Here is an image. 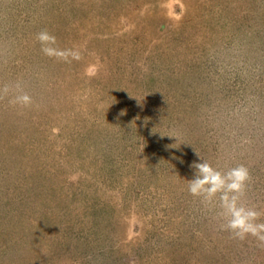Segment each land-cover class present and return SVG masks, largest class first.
<instances>
[{
  "label": "rangeland",
  "instance_id": "1",
  "mask_svg": "<svg viewBox=\"0 0 264 264\" xmlns=\"http://www.w3.org/2000/svg\"><path fill=\"white\" fill-rule=\"evenodd\" d=\"M5 86L0 264H264L188 191L243 164L264 213V0H0Z\"/></svg>",
  "mask_w": 264,
  "mask_h": 264
},
{
  "label": "clouds",
  "instance_id": "2",
  "mask_svg": "<svg viewBox=\"0 0 264 264\" xmlns=\"http://www.w3.org/2000/svg\"><path fill=\"white\" fill-rule=\"evenodd\" d=\"M37 39L42 45L43 53L49 57L62 60H67L69 56L77 60L80 58L78 50L58 48L56 37L47 30L38 33ZM16 87L19 88L20 85L17 84ZM9 91L8 86L0 89V98L7 95ZM12 103L28 106L31 105L32 98L27 93H22L16 95ZM123 114L125 113L121 112V115ZM197 155L200 156L198 152ZM201 160L202 162L194 161L191 165L195 169V175L188 180L190 194L199 197L205 204H213L218 200L219 217L224 221L221 228L229 231L234 239L244 240L251 236L264 245V220L261 219L264 213L244 202L247 185L251 178L248 167L241 164L227 171H221L202 157Z\"/></svg>",
  "mask_w": 264,
  "mask_h": 264
}]
</instances>
